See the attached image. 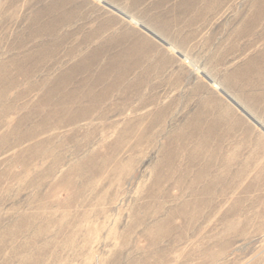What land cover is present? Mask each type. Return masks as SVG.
I'll return each mask as SVG.
<instances>
[{"label":"rangeland","instance_id":"374dc122","mask_svg":"<svg viewBox=\"0 0 264 264\" xmlns=\"http://www.w3.org/2000/svg\"><path fill=\"white\" fill-rule=\"evenodd\" d=\"M263 9L0 0V264H264Z\"/></svg>","mask_w":264,"mask_h":264},{"label":"bare ground","instance_id":"6f19581e","mask_svg":"<svg viewBox=\"0 0 264 264\" xmlns=\"http://www.w3.org/2000/svg\"><path fill=\"white\" fill-rule=\"evenodd\" d=\"M100 1V0H99ZM80 3V2H79ZM253 4V3H252ZM251 6H253V5H251ZM250 9H251V7H249ZM249 8H248V12H249ZM60 10V9H59ZM82 10V9H81ZM94 10V9H93ZM88 13V12H87ZM92 13V12H91ZM78 14V13H77ZM89 14V13H88ZM257 14V13H256ZM37 15V14H36ZM85 15V14H84ZM251 15V14H250ZM74 17V16H73ZM239 18H241V17H239ZM242 19V18H241ZM62 20V19H61ZM60 21V20H59ZM264 9L257 15V17L256 18H253V19H251V20H249L247 23H246V26H247V29L245 28V30H243V31H240V32H238L236 35V37H239V38H243V37H246V36H248L249 34L250 35H253V33L255 34V36H257V38H259V39H262V38H264ZM30 23V22H29ZM56 24V23H55ZM49 25V24H48ZM111 25V24H110ZM36 27V26H35ZM38 27V26H37ZM44 27V26H43ZM69 27V26H68ZM257 27H260L261 28V30L259 31V32H255V29L257 28ZM51 28V27H50ZM99 28V27H98ZM37 29V28H36ZM78 29V28H77ZM93 29V28H92ZM106 29V28H105ZM95 31V30H94ZM100 31V30H99ZM55 32V31H54ZM69 33H71V32H69ZM94 33V32H93ZM22 34H24V33H22ZM34 34V33H33ZM52 34V33H51ZM124 34V33H123ZM35 35V34H34ZM30 36V35H29ZM156 36V35H155ZM38 37V36H37ZM43 37V36H42ZM47 37H48V35H47ZM39 39H40V37H39ZM238 39V38H237ZM84 40V39H83ZM86 40V39H85ZM35 42V41H34ZM61 43H62V41H61ZM80 43V42H79ZM111 43V42H110ZM24 44V43H23ZM235 44V43H234ZM26 45V44H25ZM31 45V44H30ZM46 45V44H45ZM54 45V44H53ZM57 45V44H56ZM32 46V45H31ZM107 46V45H106ZM251 46V44H247L246 45V47H250ZM18 47V46H17ZM16 47V48H17ZM241 47V46H240ZM42 48V47H41ZM110 48V47H109ZM234 48L235 49H238L239 48V46L238 45H236V46H233V47H231L230 48V51H232V50H234ZM232 49V50H231ZM108 50V49H107ZM27 51V50H26ZM59 51H60V49H59ZM76 52V51H75ZM234 52V51H233ZM175 53V52H174ZM29 54V53H28ZM70 54V53H69ZM178 53L176 52V55H177ZM230 54V53H229ZM61 55V54H60ZM66 55V54H65ZM179 55V54H178ZM22 56V55H21ZM24 56V55H23ZM35 56H37V55H35ZM64 57V56H63ZM104 58V57H103ZM217 58V57H216ZM233 58V57H232ZM28 59H30V58H28ZM223 59V58H222ZM227 59V58H226ZM47 60V59H46ZM65 60V59H64ZM186 60V59H185ZM226 61V60H225ZM149 62V61H148ZM21 63V62H20ZM60 63V62H59ZM50 64V63H49ZM28 65V64H27ZM29 66V65H28ZM44 66V65H43ZM30 67V66H29ZM39 67V66H38ZM57 67V66H56ZM47 68V67H46ZM217 68V67H216ZM30 69V68H29ZM122 69H124V68H122ZM51 70V69H50ZM165 70V69H164ZM40 72V71H39ZM2 73V72H1ZM38 74V73H37ZM117 74V73H116ZM16 75V74H15ZM55 75V74H54ZM4 76V75H3ZM100 76V75H99ZM170 76V75H169ZM242 76H244V75H242ZM123 77V76H122ZM13 78V77H12ZM11 78V79H12ZM21 78V77H20ZM24 78V77H23ZM111 78V77H110ZM240 78H242V77H240ZM61 79V78H60ZM243 79V78H242ZM62 81V80H61ZM91 81V80H90ZM10 82V81H9ZM117 82H118V80H117ZM163 82H164V80H163ZM120 83V82H119ZM138 83V82H137ZM15 84V83H14ZM13 84V85H14ZM138 84H140V83H138ZM115 85V84H114ZM117 85V84H116ZM135 85V84H134ZM11 86V85H10ZM158 86V85H157ZM125 88V87H124ZM160 88V87H159ZM13 89V88H12ZM51 89V88H50ZM69 89V88H68ZM111 89H112V87H111ZM138 89V88H137ZM54 90V89H53ZM72 90V89H71ZM106 90V89H105ZM22 91V90H21ZM59 91V90H58ZM137 91V90H136ZM236 91V90H235ZM25 92V91H24ZM57 92V91H56ZM60 92V91H59ZM109 92V91H108ZM193 92V91H192ZM21 93V92H20ZM196 94V93H195ZM22 95H23V93H22ZM65 96H67V95H65ZM63 97V96H62ZM52 99V98H51ZM62 100V99H61ZM19 101V100H18ZM63 102V101H62ZM65 102V101H64ZM71 102V101H70ZM82 103V102H81ZM155 103V102H154ZM63 106V105H62ZM77 110V109H76ZM155 113V112H154ZM196 115V114H195ZM28 117V116H27ZM192 119V118H191ZM31 120V119H30ZM41 121V120H40ZM195 121V120H194ZM198 122V121H197ZM40 124V123H39ZM148 124V123H147ZM199 124V123H198ZM198 124H197V127H198ZM192 125V124H191ZM191 125L189 126V128L191 127ZM201 126V125H200ZM194 127V126H193ZM204 127V126H203ZM223 127V126H222ZM32 128V127H31ZM185 129V128H184ZM195 129H197V128H194V130ZM34 130V129H33ZM193 130V131H194ZM199 130V129H198ZM185 131V130H184ZM190 132L192 131V130H189ZM193 131H192V133H193ZM205 131V130H204ZM196 132V131H195ZM201 133H203V130H202V132ZM231 133V132H230ZM196 134H198V132H196ZM203 134H205V133H203ZM203 134H200V137H201V135H203ZM223 134V133H222ZM190 135V134H189ZM192 135V134H191ZM194 135V134H193ZM220 134H218V136H219ZM195 136V135H194ZM186 137V136H185ZM190 137V136H189ZM189 137L187 136L186 138H188L189 139ZM192 137V136H191ZM190 137V138H191ZM207 137V136H206ZM211 137V136H210ZM204 142V141H203ZM14 146V145H13ZM183 174V173H182ZM182 177H184V175L182 176ZM200 177V176H199ZM198 177V178H199ZM194 178H196V177H194ZM193 180V179H192ZM195 180V179H194ZM199 180H201V179H199ZM195 181H197V178H196V180ZM192 182V181H191ZM199 183V182H198ZM197 182L196 183H194V184H198ZM193 183H191V185H192ZM193 184V185H194ZM191 185H190V187H191ZM192 185V186H193ZM189 186V185H188ZM200 186V185H199ZM201 187V186H200ZM202 187H205V186H202ZM192 188V187H191ZM193 188H195V186L193 187ZM198 188V187H197ZM211 188V187H210ZM213 188V187H212ZM215 188V187H214ZM188 189V188H187ZM198 189H200V188H198ZM209 190V189H208ZM192 191H194V190H192ZM196 191H197V189H196ZM209 191H211V193H212V190H209ZM208 191V194L210 193ZM189 192V191H188ZM198 192H200V191H198ZM198 192H195L196 194L198 193ZM202 192V191H201ZM162 193V192H161ZM192 193V192H191ZM205 193V192H204ZM201 195L203 194V192L202 193H200ZM191 195V194H190ZM199 195V194H198ZM198 195H196V196H198ZM166 196V195H165ZM167 196H168V194H167ZM194 196V195H193ZM164 197V196H163ZM190 197H192V196H190ZM196 199V198H195ZM205 199V198H204ZM163 200V199H162ZM191 201H192V199H190ZM193 202H194V199H193ZM200 202V201H199ZM208 202H209V200H208ZM207 202V203H208ZM191 203V202H190ZM211 203V202H210ZM215 203H216V201H215ZM196 204V203H195ZM197 204H198V202H197ZM150 205V204H149ZM192 205V204H191ZM191 205H188V206H191ZM199 205V204H198ZM211 205H212V203H211ZM206 206V205H205ZM212 206H214L215 207V205H214V203H213V205ZM145 207V206H144ZM149 207V206H148ZM185 207V206H184ZM199 207V206H198ZM147 208V207H146ZM151 208V207H150ZM182 208V207H181ZM190 208V207H189ZM170 209V208H169ZM188 209V208H187ZM211 209V208H210ZM210 209H209V211H210ZM167 210V209H166ZM181 211H182V209H180ZM190 211V210H189ZM192 211V210H191ZM194 211H195V209H194ZM209 211H208V213H209ZM196 212V211H195ZM142 213V212H141ZM198 213V212H197ZM206 213V212H205ZM205 213H204V215H205ZM139 215V214H138ZM203 215V217H205ZM183 216V215H182ZM187 216V215H186ZM195 216V215H194ZM190 217V216H189ZM180 218H181V215H180ZM201 218V217H200ZM188 220V219H187ZM196 220V219H195ZM200 220V219H199ZM190 221H191V219H190ZM197 221H198V219H197ZM187 222V221H186ZM202 222V221H201ZM204 222V221H203ZM187 223H190L189 221L187 222ZM197 223V222H196ZM184 225V224H183ZM188 225V224H187ZM190 226H192V225H190ZM187 228H189V227H187ZM153 229V228H152ZM188 230V229H187ZM182 232V231H181ZM159 241V240H158Z\"/></svg>","mask_w":264,"mask_h":264}]
</instances>
